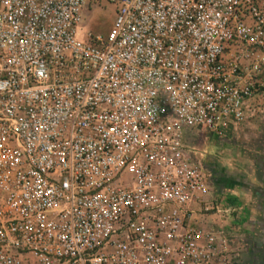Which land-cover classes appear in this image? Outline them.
<instances>
[{"label": "built area", "instance_id": "built-area-1", "mask_svg": "<svg viewBox=\"0 0 264 264\" xmlns=\"http://www.w3.org/2000/svg\"><path fill=\"white\" fill-rule=\"evenodd\" d=\"M254 100L264 0H0V264H230L187 141Z\"/></svg>", "mask_w": 264, "mask_h": 264}, {"label": "crops", "instance_id": "crops-1", "mask_svg": "<svg viewBox=\"0 0 264 264\" xmlns=\"http://www.w3.org/2000/svg\"><path fill=\"white\" fill-rule=\"evenodd\" d=\"M263 112L264 101L254 100L245 109V119L239 127L232 130V132L223 139H214L220 142L223 141V143L220 144V150H218L219 153H224L223 157H221V155H219L218 158L207 156V153L201 149V144H199L200 140H202L200 137L201 133L190 132L188 136L187 142L190 145L196 146L203 153L200 157V163L210 184L209 197L213 195L212 199L221 203L222 211L225 206L232 205V202L235 203V206H233L235 214L231 215L232 217H226V215H222L221 212L218 215L207 214L200 218L202 223H204V221L205 223L211 221L217 222V224L224 227L226 232L229 229L227 238L233 254L236 250L235 236L237 234L238 225L244 222L249 212L253 213L256 212V210L259 211L264 205V159L263 162L255 164L252 173L253 181H251L246 177V174L248 175V173H250L247 172L249 167L245 169L244 175H241V170L237 169L239 167L230 162V154H225L229 150H222V148L225 146V140L234 137L242 126L249 125L251 122L249 119L254 117L255 114H262ZM208 139H211L209 135ZM211 170L214 171L215 175L211 173Z\"/></svg>", "mask_w": 264, "mask_h": 264}, {"label": "rangeland", "instance_id": "rangeland-1", "mask_svg": "<svg viewBox=\"0 0 264 264\" xmlns=\"http://www.w3.org/2000/svg\"><path fill=\"white\" fill-rule=\"evenodd\" d=\"M113 15L112 7L105 2L86 6L81 14V29L86 34L104 37L112 25ZM249 120L251 121L249 125L242 126L234 137L224 141L225 146L222 150H229L225 154H230V162L239 167L237 169L241 170V175H244L245 169L249 167L247 172L250 173L246 174V177L253 181V168L255 164L263 162L264 159V112L255 114ZM200 137L202 140L199 144L207 156H212V158H218L219 155L224 156V153L218 151L223 141H216L214 138L208 139V135L205 133H201ZM212 197L213 195L210 198ZM258 213L257 210L253 213L249 212V217L254 218V216H258Z\"/></svg>", "mask_w": 264, "mask_h": 264}, {"label": "flooded vegetation", "instance_id": "flooded-vegetation-1", "mask_svg": "<svg viewBox=\"0 0 264 264\" xmlns=\"http://www.w3.org/2000/svg\"><path fill=\"white\" fill-rule=\"evenodd\" d=\"M258 212L254 218L247 214L238 225L230 264H264V205Z\"/></svg>", "mask_w": 264, "mask_h": 264}, {"label": "trees", "instance_id": "trees-1", "mask_svg": "<svg viewBox=\"0 0 264 264\" xmlns=\"http://www.w3.org/2000/svg\"><path fill=\"white\" fill-rule=\"evenodd\" d=\"M211 173H212L213 175H215V173H214V171H213V170H211Z\"/></svg>", "mask_w": 264, "mask_h": 264}]
</instances>
